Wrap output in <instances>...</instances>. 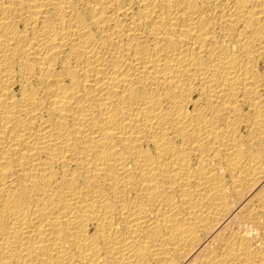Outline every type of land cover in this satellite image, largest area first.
<instances>
[{"label": "bare ground", "instance_id": "6f19581e", "mask_svg": "<svg viewBox=\"0 0 264 264\" xmlns=\"http://www.w3.org/2000/svg\"><path fill=\"white\" fill-rule=\"evenodd\" d=\"M0 264H264V0H0Z\"/></svg>", "mask_w": 264, "mask_h": 264}]
</instances>
